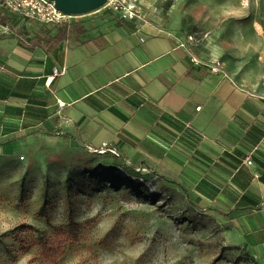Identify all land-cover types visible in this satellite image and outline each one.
I'll list each match as a JSON object with an SVG mask.
<instances>
[{
	"label": "crops",
	"instance_id": "crops-1",
	"mask_svg": "<svg viewBox=\"0 0 264 264\" xmlns=\"http://www.w3.org/2000/svg\"><path fill=\"white\" fill-rule=\"evenodd\" d=\"M139 13L73 19L62 33L0 3V143L148 161L264 264V90L211 72L215 51L187 41L172 5L144 1Z\"/></svg>",
	"mask_w": 264,
	"mask_h": 264
},
{
	"label": "rangeland",
	"instance_id": "rangeland-1",
	"mask_svg": "<svg viewBox=\"0 0 264 264\" xmlns=\"http://www.w3.org/2000/svg\"><path fill=\"white\" fill-rule=\"evenodd\" d=\"M144 1L183 12L191 43L215 51L207 61L218 60L243 85L264 90V0H125L124 6L140 14ZM103 10L70 20L109 18ZM112 14L121 19L119 12ZM27 145L0 143V234L32 240L34 229L51 234L48 222L91 218L79 253H68L59 264H254L245 247L227 240L217 215L192 206L179 186L150 170L177 180L175 175L148 161L129 165L140 174L135 175L115 155L80 146ZM37 252L31 243L21 247L8 238L0 244V264H48Z\"/></svg>",
	"mask_w": 264,
	"mask_h": 264
},
{
	"label": "trees",
	"instance_id": "trees-1",
	"mask_svg": "<svg viewBox=\"0 0 264 264\" xmlns=\"http://www.w3.org/2000/svg\"><path fill=\"white\" fill-rule=\"evenodd\" d=\"M103 14H107L109 16V20L114 24H117L120 20L116 16L112 14L111 11L104 9ZM64 25L62 33H67L69 31V26L72 25L69 22L61 23ZM69 28V29H68ZM118 159V158H117ZM119 160V159H118ZM120 161V166L123 170L127 172H132L135 175H140L135 168L126 165L124 162ZM153 175L161 177L163 180L168 181L170 183H174L178 185L184 192L188 201L197 208L196 202L190 198L188 192L178 183L173 180L161 176L155 171L152 172ZM91 223V218L79 220L72 216H67V218L58 223H47V227L51 230V234H46L41 229H34L37 234L33 236L32 240H22L18 236H14L11 232H3L0 234V244H4L6 239L13 238L15 242H17L21 247H25V245H29V243L37 246L38 252L37 256L43 263L48 264H59L60 261L70 252H76L77 254L80 251V235L82 231H84ZM253 262V260H251ZM83 259L79 260L76 264H82ZM255 264V262H254Z\"/></svg>",
	"mask_w": 264,
	"mask_h": 264
},
{
	"label": "built area",
	"instance_id": "built-area-1",
	"mask_svg": "<svg viewBox=\"0 0 264 264\" xmlns=\"http://www.w3.org/2000/svg\"><path fill=\"white\" fill-rule=\"evenodd\" d=\"M125 0H106L103 7L104 9L110 10L111 12H119L121 19L128 18L131 19L133 17H137L138 14L134 10V8L130 7L131 10L128 12L126 6H124ZM2 4H4L9 10L19 14L21 18L25 20H36L40 23H48V24H61L63 22H69L73 17L72 14L65 13L61 9H59L53 0H0ZM192 36H187V41H191ZM179 46L184 47V43H180ZM192 62L195 64L201 63L197 58L191 56ZM208 69L217 74H221L223 76H227L223 66L221 63L216 61H209L205 64ZM60 104V103H59ZM199 109V106L196 108ZM106 151L105 148L101 147L98 149V153H104ZM247 164H251L252 161L249 158L245 159Z\"/></svg>",
	"mask_w": 264,
	"mask_h": 264
},
{
	"label": "water",
	"instance_id": "water-1",
	"mask_svg": "<svg viewBox=\"0 0 264 264\" xmlns=\"http://www.w3.org/2000/svg\"><path fill=\"white\" fill-rule=\"evenodd\" d=\"M55 5L68 14H81L103 7L106 0H53ZM98 153V150H93ZM107 151V150H106ZM104 152L103 154L107 153ZM101 154V153H98Z\"/></svg>",
	"mask_w": 264,
	"mask_h": 264
}]
</instances>
